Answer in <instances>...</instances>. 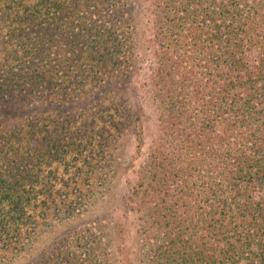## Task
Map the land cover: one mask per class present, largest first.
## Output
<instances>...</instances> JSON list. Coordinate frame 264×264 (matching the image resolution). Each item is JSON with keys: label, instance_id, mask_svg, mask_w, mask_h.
I'll use <instances>...</instances> for the list:
<instances>
[{"label": "trees", "instance_id": "trees-1", "mask_svg": "<svg viewBox=\"0 0 264 264\" xmlns=\"http://www.w3.org/2000/svg\"><path fill=\"white\" fill-rule=\"evenodd\" d=\"M35 1L33 11L26 6L21 17L13 2L22 1L0 0V126L21 125L14 128L15 139L19 132L35 137L28 138L26 156L0 157L2 242L20 233L29 194L37 199L31 185L24 188L34 184L30 171L36 168L40 176L41 165L62 160L71 149L92 158L95 139L96 151L105 158L109 139L106 129L95 130L96 118L106 113L121 131L110 116L114 109L130 121L142 145L149 131L143 126V107H126L125 100L121 108L103 105L104 97H117L133 74L136 78L140 65L139 76L143 70L144 47L131 40L134 28L127 24L133 0ZM139 6L138 29L153 24L163 38L152 46L158 65L151 81L163 77L167 67L176 80L175 99L168 98L171 90L164 79L155 84L170 117L160 112L150 161L130 189L134 198L128 196L129 204L145 208L140 243L147 261L264 264V0H139ZM40 9L45 18L32 20ZM101 13L107 15L102 18L108 27L105 40L104 27L92 34ZM84 54L99 65L98 74ZM194 60L211 79L213 67L218 69L217 80L204 88L188 80ZM87 70L82 77L80 71ZM87 79L95 87L82 92ZM2 139L0 134V144ZM113 225L114 242L125 253L121 222ZM56 261L73 264L67 255ZM40 262L48 264L45 258Z\"/></svg>", "mask_w": 264, "mask_h": 264}, {"label": "rangeland", "instance_id": "rangeland-1", "mask_svg": "<svg viewBox=\"0 0 264 264\" xmlns=\"http://www.w3.org/2000/svg\"><path fill=\"white\" fill-rule=\"evenodd\" d=\"M17 1L23 2L22 4L13 2L14 8L19 10L21 17L26 16L23 13L26 6L30 8V11H33V6L36 3L35 0ZM133 2L134 11L127 24L134 28V37L131 40H138V44L144 47L146 56L141 63L143 70L139 76L140 65L136 78L133 74L134 77L129 85L120 91L117 90L119 92L117 97L113 98L112 94L104 97L103 105L108 109L116 108L120 107L121 101L125 100L126 107L132 109L137 106L143 107V116L145 117L143 126L149 128L143 139V145L136 141L132 126L128 125L130 121H124L115 115L114 109H111L110 113L113 115L110 116L113 117L115 125L116 123L121 125L119 127L121 131L111 126V118L106 113L102 117L103 119L96 118L95 130L106 129L105 138L109 139V144L103 154L104 159L96 151L97 140L95 139L92 142L94 149L90 153L92 158L87 159L85 155L80 156L78 151L71 149L62 160L56 159L41 165L38 169L42 172L40 176H38L39 174L35 175L36 168L30 171L32 175L34 174L31 178V182L34 184L29 183L24 188L30 189L31 185L34 192L37 193V199L33 198L34 194H29L32 201L27 206L25 223L18 236L15 239L5 238L4 242L0 240V264H35L37 262L41 264L42 258H45L48 264H52V262L60 264L56 261L60 255H67L73 264H154L152 261H147L140 243V238H142L140 226L145 220L143 215L145 208L138 209L135 204H129L128 196L131 193L134 198L130 189L138 185L142 171L146 169V163L150 161L149 153L154 144L156 128L159 126L157 119L161 117L160 112L167 113V116L170 117V114L163 110L161 105V103L164 104L163 99L159 98L161 102L157 99L155 84L164 79L171 90L170 93H167L168 98L175 99V95L171 94L173 93V82L176 80L173 79L171 67H167L163 77L157 76L154 81H151L153 68L158 65L153 55L152 46L161 44L163 38L157 36L153 24L144 27L145 30L138 29V23L141 21L139 0H133ZM44 8L46 9V7ZM32 16V20H41L45 18V13L40 9L39 14ZM106 16L101 13V17L92 26L95 27L92 34H98L103 30V27L106 28L102 32L101 39L103 38V40L106 39L108 31V27L104 26L105 23L102 19ZM142 20L143 23H146L144 18ZM126 31L127 28L121 32L125 33ZM89 56L84 54L83 60L87 66L91 63L93 71L98 74L101 68L99 69V65L92 60H86ZM108 67L110 68V66ZM190 67H192V70L189 69L192 75L188 80L192 79L193 83H199L203 88L211 80H217L218 69H214V67L211 71L212 79L205 76L204 69H199L197 61L194 60V63L189 64L188 68ZM105 72L107 75L108 68ZM86 73H89V70L80 71L82 77ZM200 73L203 77L197 75ZM109 78L112 77L109 76ZM86 84V91L81 90L82 92L92 91L95 87L91 79ZM144 90H148V92L142 96V92H146ZM81 97L85 98L86 94H82ZM111 100L113 101L111 102ZM98 114L101 115V112ZM90 121V119L87 120V123L91 124ZM2 125L0 134L3 135V143L0 144V157L7 160L26 156L28 138L35 137L19 132L15 139L14 128L20 129L21 125L14 127L15 125L12 126V123L9 122H3ZM71 129L72 127L68 128V130ZM109 136L113 137L109 138ZM94 156L99 157L100 163L104 165L102 168L99 167L100 163L96 164ZM37 177L38 183H35ZM12 180L14 184V179ZM200 196L203 197V193ZM5 208L6 206H3L1 211L3 212ZM125 208H133V210L131 212L128 210L125 213ZM118 221L122 226L119 239L124 244L125 253L124 251L120 252L117 243L114 242L113 224ZM10 234H13V231Z\"/></svg>", "mask_w": 264, "mask_h": 264}]
</instances>
